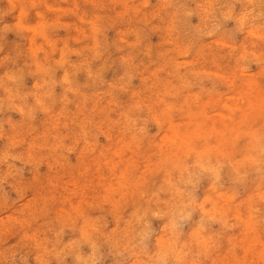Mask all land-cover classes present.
Wrapping results in <instances>:
<instances>
[{"label":"rangeland","instance_id":"obj_1","mask_svg":"<svg viewBox=\"0 0 264 264\" xmlns=\"http://www.w3.org/2000/svg\"><path fill=\"white\" fill-rule=\"evenodd\" d=\"M0 46V264H264V0H0Z\"/></svg>","mask_w":264,"mask_h":264},{"label":"bare ground","instance_id":"obj_2","mask_svg":"<svg viewBox=\"0 0 264 264\" xmlns=\"http://www.w3.org/2000/svg\"><path fill=\"white\" fill-rule=\"evenodd\" d=\"M29 10V9H28ZM60 13V12H59ZM82 13V12H81ZM84 18V17H83ZM85 21V20H84ZM84 23V22H83ZM25 26V25H24ZM44 26V25H43ZM95 26V25H94ZM26 27V26H25ZM79 31V30H78ZM42 32V31H41ZM94 33V32H93ZM49 40V39H48ZM51 41V40H50ZM45 42V41H44ZM52 42V41H51ZM91 43V42H90ZM93 44V43H92ZM1 47V46H0ZM32 49V48H31ZM33 51V50H32ZM46 55V54H45ZM61 56V55H60ZM6 58V56H5ZM4 58V59H5ZM7 61V60H6ZM4 65V64H3ZM46 66V65H45ZM7 67V66H6ZM8 70V69H7ZM13 81V80H12ZM1 83V82H0ZM10 90V89H9ZM16 95V94H15ZM6 96V95H5ZM12 100V99H11ZM19 100V99H18ZM246 161V160H245ZM262 164V163H261Z\"/></svg>","mask_w":264,"mask_h":264},{"label":"clouds","instance_id":"obj_3","mask_svg":"<svg viewBox=\"0 0 264 264\" xmlns=\"http://www.w3.org/2000/svg\"><path fill=\"white\" fill-rule=\"evenodd\" d=\"M86 264H95V262L94 261H88V262H86Z\"/></svg>","mask_w":264,"mask_h":264}]
</instances>
